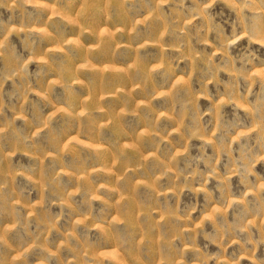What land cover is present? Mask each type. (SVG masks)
I'll return each mask as SVG.
<instances>
[{"label":"rangeland","instance_id":"obj_1","mask_svg":"<svg viewBox=\"0 0 264 264\" xmlns=\"http://www.w3.org/2000/svg\"><path fill=\"white\" fill-rule=\"evenodd\" d=\"M0 264H264V0H0Z\"/></svg>","mask_w":264,"mask_h":264}]
</instances>
